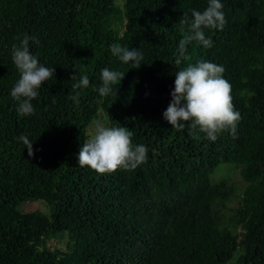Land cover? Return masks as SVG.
I'll return each instance as SVG.
<instances>
[{"label":"trees","instance_id":"trees-1","mask_svg":"<svg viewBox=\"0 0 264 264\" xmlns=\"http://www.w3.org/2000/svg\"><path fill=\"white\" fill-rule=\"evenodd\" d=\"M221 3L225 27L205 29L213 46L192 42L181 57L179 20L208 0H0V264H264V0ZM25 34L55 75L19 116L11 47ZM113 43L141 50L142 65L113 56ZM199 60L223 66L241 114L215 141L163 119L175 72ZM103 68L125 76L101 97ZM81 75L90 85L74 89ZM94 119L128 127L147 163L110 174L79 166ZM226 163L244 184L229 215L233 185L209 178ZM33 201L48 214L22 213ZM64 237V249L49 246Z\"/></svg>","mask_w":264,"mask_h":264},{"label":"clouds","instance_id":"clouds-1","mask_svg":"<svg viewBox=\"0 0 264 264\" xmlns=\"http://www.w3.org/2000/svg\"><path fill=\"white\" fill-rule=\"evenodd\" d=\"M221 0H208L204 10L190 9L183 13L179 24L187 31L179 42L181 57L186 45L197 42L206 48H211L213 42L206 38L205 29L223 30L227 20L223 12ZM34 37L24 35L19 43L11 47V61L18 70L19 79L10 91L16 102L15 111L19 116H29L35 111L32 101L39 95L43 84L55 75V68L46 67L38 57L30 52L29 41ZM110 52L124 64L131 63L132 68L142 65L143 54L137 48H127L113 43ZM177 59L176 63L180 64ZM224 68L215 63L199 60L195 64L175 72L174 90L171 91V101L163 112V119L177 130H183L187 125L191 130L204 133L206 138L215 141L219 133L235 131L236 124L241 119L239 111L235 110L231 96V84L223 76ZM125 74L118 70L103 68L100 72L101 85L95 89L101 97L113 93V86L119 85ZM71 80L76 79L73 75ZM90 80L87 75H81L73 85L74 89L87 88ZM75 100L76 96H70ZM134 133L125 126L116 123L109 126L99 121L93 122L89 138L81 146L77 162L81 167H89L98 174H110L118 169L135 170L148 161V149L144 144H134ZM29 157L33 156V143L26 135H20Z\"/></svg>","mask_w":264,"mask_h":264},{"label":"rangeland","instance_id":"rangeland-1","mask_svg":"<svg viewBox=\"0 0 264 264\" xmlns=\"http://www.w3.org/2000/svg\"><path fill=\"white\" fill-rule=\"evenodd\" d=\"M120 0H118L119 2ZM98 121L97 119H94L91 124L87 127L86 129V136L87 139L89 138V135L92 131L93 128V122ZM87 141V140H86ZM210 181L216 183L221 180H227L229 184L233 185V188L235 189V193L231 200L225 205V209L222 210V213L225 215H229L231 213V210L239 204V195L241 194L244 184L242 183L239 173H238V168L233 165V164H220L218 165L212 174L209 176ZM31 211H39L43 214H48V207L46 204L38 201H33V202H26L23 204L21 207V212L26 213V212H31ZM65 237L62 238L61 240H52L51 246H55V248L58 249H64L65 247Z\"/></svg>","mask_w":264,"mask_h":264}]
</instances>
